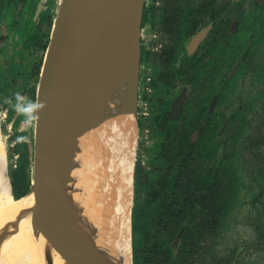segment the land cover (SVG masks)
<instances>
[{
	"label": "water",
	"instance_id": "95a60500",
	"mask_svg": "<svg viewBox=\"0 0 264 264\" xmlns=\"http://www.w3.org/2000/svg\"><path fill=\"white\" fill-rule=\"evenodd\" d=\"M86 1L88 0H60L56 7L39 80L35 84L34 112L38 88L41 85L40 78L42 75L50 78L53 74L46 58L51 56L54 59V55L59 53L63 46L69 63L54 61L55 66L66 75V78L52 80L55 86H51V90L49 88L47 91V96L54 106L50 107L47 104V114L41 118L43 134L39 137L33 135L32 178L28 191L19 198L27 193H33L35 206L30 216L32 229L37 239L42 242L40 246L43 247L49 242L67 261L61 260L62 264H114L120 233L119 216L109 205L112 204L109 201L110 197L103 196L105 191H101V187L94 188L96 182L91 170H87L88 160L77 173L75 168L79 164L75 158L79 151L78 140L88 139V147H92L93 143L89 145L90 131L103 124L91 111V107L97 103V94L103 89L102 86L113 90L120 88V95L124 93L125 99L129 101L131 124L132 119L137 117L142 20L146 0H108V3L105 0L104 3L100 0H89L93 1L92 5H86ZM88 21L93 26L91 31L85 30V22ZM194 41L195 38L190 41V48L193 47ZM106 75L107 84L104 82L100 86ZM180 103L171 105V114L179 111ZM118 119L119 117L116 121ZM120 119L121 121L117 122L122 127L123 118ZM34 121L37 123V119L34 118ZM87 142L82 147L87 148ZM70 145L71 151L68 148ZM135 145L136 137L133 139L132 128L130 150L134 154L127 207L130 264H133ZM67 161L73 164L68 169L65 167ZM60 177H64L68 189L72 191L68 196L56 195L54 184ZM101 178L102 185L107 180L112 189L114 172L109 170L107 175H101ZM10 189L12 192L11 184ZM90 207H93L91 214ZM14 222L17 224L19 219L15 218ZM15 229L13 227L9 233ZM85 233L89 242L86 245ZM97 238L103 240L100 260L89 251L92 244L90 240L94 241ZM42 255L45 260L43 264L59 262L56 257H52L47 246L43 247Z\"/></svg>",
	"mask_w": 264,
	"mask_h": 264
},
{
	"label": "rangeland",
	"instance_id": "374dc122",
	"mask_svg": "<svg viewBox=\"0 0 264 264\" xmlns=\"http://www.w3.org/2000/svg\"><path fill=\"white\" fill-rule=\"evenodd\" d=\"M50 1L52 3L51 7H48L49 11L43 13L47 5L42 3L38 8V13L35 12L34 16V11L27 13V22L30 19H35L33 21L35 27H31V24L28 33L20 34L19 39L21 38V40L18 41L20 43L16 45L15 39L12 38L17 31L13 30L15 28L13 27L14 17L11 14L13 11L10 8L11 2L0 0V141L3 142L5 169H7L10 184V173L15 168L24 147L29 144L31 145L29 157L32 178L33 121L28 118L25 105L28 101V90L39 80L52 20L56 7L60 3V0ZM158 1L161 3L162 0ZM149 2L146 0L147 5L150 4ZM40 15L41 19L38 17ZM165 27L163 8L157 6L154 8V13L148 14L147 21L142 27L141 48L143 47L144 50L141 49L137 117L132 119L133 139L136 137L137 168L134 186L138 189L140 186L141 196L138 199L140 204L143 203L142 206L146 205V212H156L158 203L155 194L161 175L165 173V163L160 158L163 151L161 145L165 142L164 136L167 133L168 123L166 122L165 126L161 124L163 120L161 111L165 108L164 105H168L167 109H172L169 108V102L178 94L181 62L186 60L187 64L191 66L193 64V57L181 56L179 40H170L163 35ZM178 28H183V26L178 25ZM167 73L170 74V78L166 81ZM145 84L150 89L149 93L143 91ZM177 116H180V109L177 113L170 114V118ZM117 121L119 122L121 119L119 118ZM188 122L191 123L189 126L192 128V120ZM179 125L180 121L177 118L175 126L173 125V131L178 132ZM252 138L254 139L252 132L247 136L245 134L239 136L238 141L245 145L249 142V147L237 148V154L233 153L232 156L227 152L228 148L226 151L222 149L219 157L223 160L217 159V164L210 157L206 159V164H200L194 146V156L196 157L194 168L195 172L200 170L199 180H201V182L199 181L201 187L197 192L200 190L207 193L206 197L213 201L217 215L223 212V206L228 205L217 234L215 237H206L205 241H202L204 249L192 264H264V157L256 152V147H254L256 144H253ZM87 140L85 138L78 140L80 141L79 151L76 153L75 160L79 165L75 170L77 173L80 172L81 167L83 168L82 164L85 165L88 160L87 170H91L90 172L93 173L92 177L96 182L94 188L99 189L103 182L101 175H107V172H103L106 170L104 167H107V171L110 170L112 158L108 161L110 165H104L101 156L107 154L105 144L98 143L94 151L92 147H82ZM223 154L224 157H222ZM227 155L230 157L229 162L225 157ZM190 163L193 164L192 161ZM213 164L216 165L211 166ZM220 166H223V169H219ZM226 166L228 170H226ZM219 170H223L220 176L218 175ZM226 171L233 178L232 186H227L224 183L218 184V181L228 180L223 175ZM85 173L87 174L86 167ZM141 177L142 183L139 184ZM79 178L82 179V177ZM116 186L117 184L113 185L111 192L116 189ZM215 188H219V190L216 189L217 196L212 191ZM226 190L229 192L226 193ZM110 195L112 194L110 193ZM109 197L112 198V196ZM136 198L134 192L133 207ZM24 199L14 200V203L21 204ZM29 225L31 226L30 217ZM13 227H11L12 230ZM146 227L145 238L155 241L156 233L160 234L157 223L154 220H147ZM164 239H159L161 240L160 244L165 243ZM41 260L44 262L43 255H41Z\"/></svg>",
	"mask_w": 264,
	"mask_h": 264
},
{
	"label": "flooded vegetation",
	"instance_id": "af4514ba",
	"mask_svg": "<svg viewBox=\"0 0 264 264\" xmlns=\"http://www.w3.org/2000/svg\"><path fill=\"white\" fill-rule=\"evenodd\" d=\"M149 1L151 13L157 6L163 8V35L181 42V56L193 57L192 66L186 60L180 64L178 94L169 108L181 102V128L186 129L192 120L189 137L200 164H206L208 157L217 164L222 149L228 148L232 156L237 148L249 147L238 137L250 132L256 152L264 157V0ZM42 3L47 5L43 13L49 11L50 0L11 2L16 45L20 34L28 33L31 24L35 27V19L27 22V13L34 11V16ZM33 86L25 105L32 121Z\"/></svg>",
	"mask_w": 264,
	"mask_h": 264
},
{
	"label": "trees",
	"instance_id": "16d2710c",
	"mask_svg": "<svg viewBox=\"0 0 264 264\" xmlns=\"http://www.w3.org/2000/svg\"><path fill=\"white\" fill-rule=\"evenodd\" d=\"M9 1L15 4V2L20 0ZM150 13L151 9L146 3L142 27L145 25ZM169 78L170 74H168L166 81ZM32 90L33 99L29 108L31 113L34 110L35 85ZM166 106L164 105L165 108L161 111L163 115L161 124L165 126L167 122L168 128L164 136L165 142L161 145L163 151L160 158L165 163V173L161 175L155 194L158 203L156 212H146V205L142 206L143 203L141 202L140 204L138 199L141 196L140 186L139 189L134 186L137 198L135 199V206L132 208L133 264H192L193 261L198 259L204 249L202 241H205L206 237H215L217 234L228 205L223 206V212L217 215L213 207V201L206 197L207 193L200 190L197 192L198 188L201 187V180H199L200 170L198 169L195 172L194 168V162L196 161L194 143L189 137V132L192 128L187 126L186 129H183L179 125V131H173V125L175 126V122L179 117L170 118L171 113L168 112L169 109ZM26 146L21 152L15 168L10 173L12 194L15 199H18L19 196L28 191L31 182V160L29 157L31 145ZM222 157H224V154ZM225 157L229 162L230 157L228 155ZM217 159L223 160L221 157ZM191 161L193 164L190 163ZM219 169H223V166H220ZM222 171L219 170V174L218 172L217 174L219 176L222 175ZM223 175L228 180L225 181L223 179L222 182L218 181V184L224 183L230 186L233 179L231 174L226 171ZM141 183L142 177L139 184ZM216 189L219 190V188H215L212 191L217 196L218 192H216ZM228 192L226 190V193ZM22 204L14 203L16 208ZM199 209L202 210L200 211ZM147 220H154L158 225L160 234L156 233L155 241L147 240L145 238L146 235L144 236L147 229ZM163 238H165V243L160 244L161 240L159 239Z\"/></svg>",
	"mask_w": 264,
	"mask_h": 264
},
{
	"label": "bare ground",
	"instance_id": "6f19581e",
	"mask_svg": "<svg viewBox=\"0 0 264 264\" xmlns=\"http://www.w3.org/2000/svg\"><path fill=\"white\" fill-rule=\"evenodd\" d=\"M100 1L101 3H104L103 0ZM105 2L108 3V0H105ZM92 3L93 1L90 2L89 0L85 2L86 5H92ZM92 29L93 26L91 25V22H85V30L91 31ZM62 48L63 46L60 49L61 51L54 55V59L51 56L46 58L47 61H49L47 65H49V68L53 71L52 77L49 78L42 75L39 81L41 82V85L38 88L37 106L34 112V118L37 119V123L34 121L32 128V134L36 137L41 136L44 132L41 118L47 114V104H49L50 107L54 106L47 96L49 88L51 90V86H55L52 80L66 78V75L63 74L54 63L55 60L62 64L69 63V60L65 55L66 51ZM106 78H108L107 75L106 77H103V82H100V86H102L104 82L105 85L107 84L108 79L106 80ZM102 88L103 89H100V93L97 94V103L91 107V111L99 121L103 122V124L101 127L90 131L91 142L89 145H92L91 143H93V148L94 145L96 146L98 143L105 144L107 154L101 156L103 157L104 165L109 164L108 161L112 158V160H110L111 166L109 169L111 172H114V184H117L116 189L111 192L112 189L110 188V184L105 181L100 190L105 191L103 196H112V198H110L111 200H109L112 204L109 205L119 216L120 233L119 239L117 240V255L114 264H130L129 242L127 238V232L129 230L127 207L132 183V158L134 154L133 151L130 150V138L132 136L133 128L131 124L132 115H130L131 112L128 106L129 101L125 99L124 93L123 95H120V88L114 90L106 86H102ZM117 117L123 118L124 126H119L116 121ZM68 148L70 151L72 150L71 145ZM5 160L3 142L0 141V264H42L41 255L43 254L44 246H47L48 251L53 255L52 257H56L55 259L59 261L58 264H62L61 260L67 262L53 249L49 242L43 247L40 246V244H42L41 240L37 239L32 226L29 225V217L35 206L33 193L30 192L21 197L25 198L22 201V203H24L23 206L18 208L14 206L13 199L18 200L21 198L15 199L13 197L5 169ZM70 166H73L72 162L67 161L65 167L68 169ZM104 168L106 170L103 172H108L107 167L105 166ZM65 182L66 180L64 177H60L55 182L54 190L56 191L57 196H68L72 192L68 189ZM109 192L112 195H110ZM92 212L93 207H90V214ZM15 218L19 219L17 224L14 222ZM13 225L16 229L9 233V230H12L10 228L11 226L13 227ZM87 238L88 237L85 233V245L88 242ZM90 241L92 243L90 245L91 247H89L90 253L100 260V248L103 246V240H98L97 238L94 241ZM55 262L56 261H54V264Z\"/></svg>",
	"mask_w": 264,
	"mask_h": 264
},
{
	"label": "built area",
	"instance_id": "2783aa9c",
	"mask_svg": "<svg viewBox=\"0 0 264 264\" xmlns=\"http://www.w3.org/2000/svg\"><path fill=\"white\" fill-rule=\"evenodd\" d=\"M148 80H149V78H148ZM143 91H144V92H148V93H149V91H150L149 87L146 86V84H145V86L143 87ZM143 94H144V93H143ZM144 95H145V94H144Z\"/></svg>",
	"mask_w": 264,
	"mask_h": 264
}]
</instances>
